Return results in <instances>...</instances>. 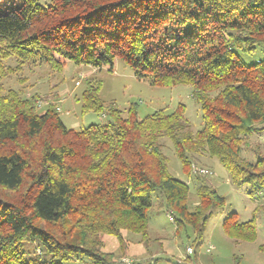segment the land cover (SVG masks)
Wrapping results in <instances>:
<instances>
[{
    "label": "trees",
    "instance_id": "obj_1",
    "mask_svg": "<svg viewBox=\"0 0 264 264\" xmlns=\"http://www.w3.org/2000/svg\"><path fill=\"white\" fill-rule=\"evenodd\" d=\"M260 45L264 0H22L0 13V77L13 56L59 71L67 60L112 69L120 58L153 86L190 84L204 120L195 131L184 103L144 117L133 103L124 116L101 98L102 80L88 78L83 112L111 120L69 128L58 106L39 111L36 95L0 83V264H65L78 255L116 264L100 235L146 234L156 191L177 229L191 226L201 239L226 198L197 177L199 203L190 210V185L171 174L164 139L185 169L207 153L251 195L264 193V157L247 160L241 144L264 131V59L246 63L238 53ZM223 229L257 233L255 219L240 222L236 212Z\"/></svg>",
    "mask_w": 264,
    "mask_h": 264
},
{
    "label": "rangeland",
    "instance_id": "obj_2",
    "mask_svg": "<svg viewBox=\"0 0 264 264\" xmlns=\"http://www.w3.org/2000/svg\"><path fill=\"white\" fill-rule=\"evenodd\" d=\"M21 3L22 0H0V13L19 7ZM238 53L246 63H254L264 59V46H258L253 53L243 50H238ZM5 67H13L11 72H4L0 77L6 92L15 89L23 96L36 95L39 111L46 110L51 104L58 106L60 117L69 128L79 129L111 120L108 115L83 112L81 97L88 78L102 80L101 98L107 104L122 109L124 116L133 103L138 105L140 117L160 109L171 112L179 103H184L186 117L193 129L197 131L204 126L201 105L192 97L190 84L153 86L138 78L120 58L115 59L112 69L110 65L97 68L67 60L59 71L47 62H22L14 56L5 61ZM164 140L171 174L190 185L189 209L193 210L199 203L201 180L197 177L215 187L226 198V204L214 209L202 238L197 239V233L191 226L177 229L175 214L167 207L164 196L156 191L152 193V204L147 211L149 223L146 234L122 230L121 240L112 234L102 233L99 237L103 242L101 250L114 257L116 264H264V193L251 195L250 184L233 181L221 161L207 153L196 155L190 169H185L172 141ZM241 144L242 155L247 160L256 162L259 157H264V131L245 138ZM200 168L209 169L212 173H196L195 170ZM15 195L17 193L12 194L13 197ZM233 212L237 213L240 222L255 219V238L230 236L224 231L223 221ZM26 249L32 247L27 245ZM37 250L40 252V248ZM65 264L93 263L89 257L78 255Z\"/></svg>",
    "mask_w": 264,
    "mask_h": 264
},
{
    "label": "built area",
    "instance_id": "obj_3",
    "mask_svg": "<svg viewBox=\"0 0 264 264\" xmlns=\"http://www.w3.org/2000/svg\"><path fill=\"white\" fill-rule=\"evenodd\" d=\"M197 171L200 172L201 174H211L212 173L211 170L205 169V168H200V169L195 170L196 173H198ZM189 251L192 252V248H189Z\"/></svg>",
    "mask_w": 264,
    "mask_h": 264
}]
</instances>
